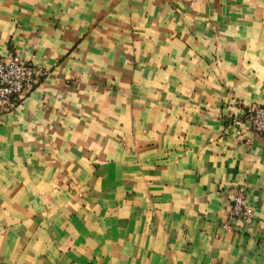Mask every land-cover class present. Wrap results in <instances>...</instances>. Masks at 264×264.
Listing matches in <instances>:
<instances>
[{
	"label": "crops",
	"instance_id": "1",
	"mask_svg": "<svg viewBox=\"0 0 264 264\" xmlns=\"http://www.w3.org/2000/svg\"><path fill=\"white\" fill-rule=\"evenodd\" d=\"M0 264H264V0H0ZM250 219L222 224L235 187Z\"/></svg>",
	"mask_w": 264,
	"mask_h": 264
},
{
	"label": "built area",
	"instance_id": "2",
	"mask_svg": "<svg viewBox=\"0 0 264 264\" xmlns=\"http://www.w3.org/2000/svg\"><path fill=\"white\" fill-rule=\"evenodd\" d=\"M48 71L37 67L23 59L17 52L0 56V111L15 108L21 102L24 94L35 85L38 76H46ZM226 123L233 126L236 135H241L244 127L248 131L264 138V104L246 105L240 108V113L223 117ZM252 208L247 204V190L244 186L233 190L227 219L222 224L225 229L233 228L235 219H250Z\"/></svg>",
	"mask_w": 264,
	"mask_h": 264
}]
</instances>
